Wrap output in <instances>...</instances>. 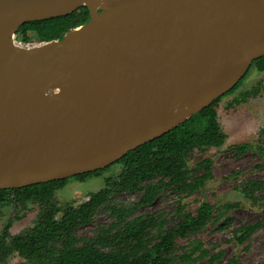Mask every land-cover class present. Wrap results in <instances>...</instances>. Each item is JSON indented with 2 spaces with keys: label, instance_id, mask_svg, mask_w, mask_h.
<instances>
[{
  "label": "water",
  "instance_id": "1",
  "mask_svg": "<svg viewBox=\"0 0 264 264\" xmlns=\"http://www.w3.org/2000/svg\"><path fill=\"white\" fill-rule=\"evenodd\" d=\"M86 6L61 38L27 21ZM264 54V0H0V188L104 168L225 94Z\"/></svg>",
  "mask_w": 264,
  "mask_h": 264
},
{
  "label": "trees",
  "instance_id": "2",
  "mask_svg": "<svg viewBox=\"0 0 264 264\" xmlns=\"http://www.w3.org/2000/svg\"><path fill=\"white\" fill-rule=\"evenodd\" d=\"M88 18L87 7L80 6L66 15L24 22L17 30V38L23 43L61 38L67 30ZM250 66L264 71V54ZM240 81L225 94L233 92ZM256 89L251 92L255 93ZM223 95L175 128L129 150L116 162L72 176L82 179L98 175L115 163L122 165L117 175L105 177L104 185L90 192L85 200L63 206L58 217L51 213L57 207L55 192L71 177L0 188V208L7 204L20 208H26L28 203L38 206L34 223L24 230L12 234L11 219L3 224L0 264H8L9 256L14 253L23 259L18 264H243L234 254L223 258L221 249L209 252L196 237L210 223L225 227L229 221L228 211L238 206V202H227L219 207L203 200L194 211L178 202L173 222L164 211L135 213L151 205L165 191L178 196L191 195L213 178L209 156H201L194 166L189 164V158L195 150L204 152L208 147L223 145L226 134L217 119V105ZM259 135L263 139L260 149L264 153V125ZM247 147L246 143L234 145L237 151ZM239 191L253 204L264 206V178L244 180ZM122 192L137 193V199L117 204L115 197ZM100 213L110 218L108 223L97 225L89 236L78 233L80 228L91 225ZM259 228H264V218L238 225L231 239L242 244Z\"/></svg>",
  "mask_w": 264,
  "mask_h": 264
},
{
  "label": "rangeland",
  "instance_id": "3",
  "mask_svg": "<svg viewBox=\"0 0 264 264\" xmlns=\"http://www.w3.org/2000/svg\"><path fill=\"white\" fill-rule=\"evenodd\" d=\"M36 42H32L35 44ZM256 87L255 93L252 89ZM217 119L226 134L225 141L220 147H208L204 152L193 151L189 164L194 166L201 156L212 159L213 178L191 195L178 196L172 191L159 195L151 205L139 208L135 213L164 211L170 222L176 220L173 213L178 202L185 209L194 211L203 200L217 206L227 202H238V206L228 211L229 221L223 228L218 223H210L196 237L204 242L205 248L213 253L223 250V258L234 254L243 264H264V228H259L249 239L237 244L231 238L233 230L240 224L253 223L264 218V206L253 204L239 191V185L250 178H264V153L260 149L263 139L259 135L264 125V71H258L249 66L242 76L239 86L231 93L223 95L217 105ZM246 143L243 151H237L234 145ZM122 165L115 163L98 175L84 178H68L66 184L56 190L57 207L51 213L58 217L61 208L67 203L78 204L85 200L90 192L97 191L104 185V178L115 176ZM137 193H119L115 197L117 204H126L137 199ZM38 206L28 203L26 208L14 205H4L0 208V230L3 224L11 219L10 232L18 233L31 226L37 216ZM106 214L97 215L91 225L78 230L81 235H91L100 223H108ZM183 243V240H179ZM23 259L16 253L9 256L8 264H18Z\"/></svg>",
  "mask_w": 264,
  "mask_h": 264
},
{
  "label": "built area",
  "instance_id": "4",
  "mask_svg": "<svg viewBox=\"0 0 264 264\" xmlns=\"http://www.w3.org/2000/svg\"><path fill=\"white\" fill-rule=\"evenodd\" d=\"M18 39V38H17ZM19 42H21L22 44H24V45H29V44H31V43H23L22 41H20L19 40Z\"/></svg>",
  "mask_w": 264,
  "mask_h": 264
},
{
  "label": "flooded vegetation",
  "instance_id": "5",
  "mask_svg": "<svg viewBox=\"0 0 264 264\" xmlns=\"http://www.w3.org/2000/svg\"><path fill=\"white\" fill-rule=\"evenodd\" d=\"M72 177V176H71ZM11 225H12V223H11Z\"/></svg>",
  "mask_w": 264,
  "mask_h": 264
}]
</instances>
